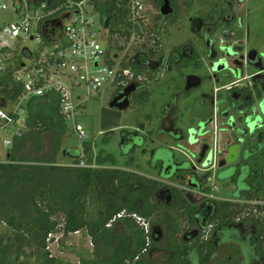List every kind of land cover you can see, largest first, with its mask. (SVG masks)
<instances>
[{
    "label": "flooded vegetation",
    "instance_id": "af4514ba",
    "mask_svg": "<svg viewBox=\"0 0 264 264\" xmlns=\"http://www.w3.org/2000/svg\"><path fill=\"white\" fill-rule=\"evenodd\" d=\"M168 1L173 12L163 16L165 0H156L160 7L156 27L163 35L170 26L182 23L189 38L170 52L159 53L154 61L155 68L162 70L160 81L165 73H176L179 81L169 102L160 107L156 131L138 133L151 144L168 135L176 147L160 146L172 153L156 158L151 149L160 147H146L147 142L137 145L136 130L122 129L115 142L121 156L128 157L127 165H133L130 161L137 153L155 172L157 178L152 180L162 184L155 195L158 205L171 209L176 225L185 222L181 238L179 225L172 238L176 255L177 249L190 248V263L201 264L200 251L206 256L212 249L204 264H229L231 257L222 253L226 245L235 251L233 264H264V129L254 136L247 133L232 164L226 147L229 138L224 134L230 132L238 145L233 137L242 127V110L254 107L259 112L264 104V0ZM234 122L235 130L230 126ZM202 125L206 126L199 133ZM192 128L199 133L193 136V144L189 142ZM99 160L104 165L96 154L93 170L102 171L97 183H111L104 179L110 171L130 172L115 160L110 169L99 167ZM211 183L228 189V197L211 196ZM162 189L172 191L170 204L167 192L159 194ZM113 210L108 206L107 212ZM159 227L160 232L154 234ZM159 227L151 226L155 244L173 233L170 226H166L168 234L165 226Z\"/></svg>",
    "mask_w": 264,
    "mask_h": 264
},
{
    "label": "trees",
    "instance_id": "16d2710c",
    "mask_svg": "<svg viewBox=\"0 0 264 264\" xmlns=\"http://www.w3.org/2000/svg\"><path fill=\"white\" fill-rule=\"evenodd\" d=\"M90 1L105 21L110 44L115 43L114 37L124 38L126 42H129L133 34L136 36L142 34L141 25L138 23V20L142 19H134L132 0ZM152 29L149 33L155 36V48L161 49H149L146 53H139L135 59L126 61L128 62L127 68H130L135 75L136 81L133 83L137 84L138 93L148 84H156L160 81L162 70L155 68L154 61L158 59L159 53L167 52L159 29ZM114 46L118 52L124 51V47L118 44ZM107 53L110 54L109 51ZM146 63H151V67ZM140 77L143 78L142 81L138 80ZM2 79V96L6 97L15 90H21L13 85L11 74ZM122 91L123 89L117 94ZM57 102V96L52 95L51 99L47 97L44 101L33 100L29 103L28 111L32 132L16 137L13 151L10 152L9 164H0V181L7 178L9 183L16 177L29 184L38 177L41 180L39 183H42L37 196L31 200L36 211L31 221L20 220L13 211L9 213L0 211V224H5L14 231L9 235L0 233V264H11L10 253L13 252L15 243H26L31 246L37 264H68L51 257L47 250L49 236L58 232L59 223L55 221L58 213L65 216V236L84 228L90 229L92 233L93 244L96 248L95 257L93 259L82 257L80 264H157L152 260V251L157 248V244L153 242L151 235V242L148 244L144 231L135 221L124 218L108 226L113 218L124 210L138 214L145 219L156 217L162 211L157 223L172 227L173 233L169 235L170 242L164 247V251H167L164 253L167 255L163 254L165 260L161 264H199L190 263V248L177 249V255L175 254L176 248L173 247V243L175 244L176 241L172 238L176 237V218L171 209L156 203L155 195L161 189V183L127 171H110L104 179L110 180L111 183H97L101 170L57 165V156L60 153L63 157L74 160L73 165L77 164L81 158L79 149L72 151L63 148L66 124L59 114ZM108 126L109 123H103L104 128ZM144 128L142 124L136 132L141 133ZM113 132L115 131L108 134L112 135ZM151 133L152 131L149 132ZM135 137L140 147L148 142L145 135L138 133ZM28 145H31L39 155L36 158L37 160L39 158L38 163L27 157L28 155L22 158L18 156ZM91 148L90 143L85 144L86 153H91ZM46 149H48L47 153H44ZM151 150L156 158H161L162 153L170 157L172 153L165 147ZM88 156L92 163L93 156ZM41 161L49 165L42 164ZM130 162L133 163V161ZM22 169L26 170L22 171ZM63 180L68 181L66 193H61L59 185L57 186V183ZM2 188L4 187H0ZM117 198H122V200L119 201ZM109 199H111L110 203H108ZM180 200L185 205L187 204L183 197ZM108 206L111 209L114 207L112 213L107 212ZM117 224H120V227ZM5 242L7 243L4 245ZM17 252L19 255L22 254L20 248ZM211 253L212 249L204 256L203 250L200 251L201 264L209 261ZM193 256L197 261L198 254L195 253Z\"/></svg>",
    "mask_w": 264,
    "mask_h": 264
},
{
    "label": "built area",
    "instance_id": "2783aa9c",
    "mask_svg": "<svg viewBox=\"0 0 264 264\" xmlns=\"http://www.w3.org/2000/svg\"><path fill=\"white\" fill-rule=\"evenodd\" d=\"M9 7L19 19L6 26L1 14ZM143 9V5H133L134 19ZM104 29L105 21L90 0H0V102L3 101L0 103V142L5 147L12 148L14 139L24 135L29 103L56 95L59 114L64 122L72 124L79 141L81 158L72 166L94 168L95 144L79 124L82 109L103 89L113 88V98L136 81L134 73L127 68L129 61L102 46L103 37L109 42ZM24 39L42 41L49 46V51L21 49L19 43ZM8 74L13 77V85L21 90L5 97L2 78ZM12 127L13 139L1 137L2 132ZM86 143H90L91 153H86ZM88 155L93 156V164ZM6 161H9L8 154ZM124 218L136 222L149 244L151 226L138 214L124 210L108 226Z\"/></svg>",
    "mask_w": 264,
    "mask_h": 264
},
{
    "label": "rangeland",
    "instance_id": "374dc122",
    "mask_svg": "<svg viewBox=\"0 0 264 264\" xmlns=\"http://www.w3.org/2000/svg\"><path fill=\"white\" fill-rule=\"evenodd\" d=\"M135 4H140L144 7L143 11H141L139 16H137V19H142L138 20L139 25H141L142 34L138 36L133 34L129 42H126L124 38L114 37L115 43L113 42V44H118L119 46L124 47V51L122 52H118L115 46L108 42L106 37H103L101 42L102 46L110 50L112 53L118 52L120 57H124L125 61L135 59L139 53H146L149 49H161L158 47L155 48V36L149 33V30L152 29V27L153 29H158L156 27V22L160 11L159 4L156 0H132V5ZM18 19L19 18H17L13 13V9L11 7H9L8 11L1 14V20L5 22L6 26L15 23ZM133 21L135 20L133 19ZM183 28L182 23L176 24L170 26L167 29V32L161 35L165 49L168 52L188 40L189 36ZM104 30L107 32L106 28ZM19 47L21 49L29 48L33 52L40 51L41 49H45L46 52L49 51V46L44 45L42 41L37 42L24 39L19 43ZM178 81L179 77L176 73H165L159 83L148 84L144 87V89L140 90L139 95L133 94L131 96V107L124 112H119L109 108L112 95L114 94L113 88H105L99 94L94 95L89 99L82 109L79 124L82 125L91 135L95 144V153L104 160V162L101 160L104 165H101L99 160V167L101 166L102 168L110 169L112 167L111 165L114 164L112 160H115L119 167L134 174H138L149 179L157 178L155 172L152 171L146 163H144L137 153L134 155L133 165H127L126 162L128 161V157L121 156L115 142L117 138L116 135L119 134L122 129L136 130L137 128H140L142 124L145 127L143 130L144 134L148 131H156L157 114L160 111V107L169 102V97L174 91V86L178 83ZM2 102L3 101L0 103ZM187 114V111H184V115ZM104 122L109 123V126L107 127L108 129L103 127ZM0 124H2V122H0ZM65 124L66 135L63 139V148H67L72 151L79 149V141L76 134L73 132L72 124L69 122H65ZM112 131H115L112 135L108 134ZM14 132L15 130L13 127L9 128L5 132L1 133V137L6 136L13 139ZM160 146L176 147L175 143L168 135L161 136L153 144L150 142H147L146 144V147L150 148ZM10 149L11 148L5 147L2 142H0V164H9V161H6V158ZM47 150L48 149L43 152L47 153ZM37 155L38 154L34 151V148L31 145H28L18 156L20 158L26 156L30 157L31 160L38 163L39 158L38 160L36 159ZM164 156V153H162L161 158ZM73 161L74 160L70 158L63 157L62 153H60L57 156L56 163L57 165H70L73 164ZM40 163L49 165V163L46 164L43 161ZM23 170L26 169H22V171ZM30 170L32 171V169ZM7 181V178L1 179L0 181V187H4L0 189V211L4 213L13 211L17 214L20 220L31 221L36 214L31 200L37 196L39 186L42 184L39 183L41 180L37 177L32 183L26 184L19 178L15 177L14 179H11V182L9 183ZM67 182V180H63L61 183H57L61 193L67 192ZM164 184L168 185L169 183ZM210 190L211 196L216 198L218 197L221 200L227 198L229 195L228 189L220 186L218 183H211ZM117 200L121 201L122 198H117ZM161 213L162 211L156 217L147 219L146 222H148L150 226H160V224L157 223V220ZM256 214L258 215V213ZM55 221L59 223L57 229L58 232L49 236V240L51 241H48L47 249L51 257L68 264H80L82 257H86L88 259H93L95 257L96 248L93 244V237L90 229L84 228L65 236V216L58 213L55 217ZM117 225L120 227V224ZM177 225H179L177 236L180 239L185 231L184 227L186 224L185 222L183 223V221H179ZM163 228L164 233L166 232L168 234L166 226ZM0 233L9 235L14 233V231L5 224H0ZM169 240V236H167L159 242L157 244V248L152 251V260L155 263L161 264L165 260L163 257L164 249L162 248L166 243L170 242ZM98 242L100 243V239H98ZM6 243L7 242H5L4 245ZM14 246L13 252L11 251L10 253L11 264H37L36 256L34 255V250L31 246H28L26 243H15ZM19 248L22 252L21 255L17 252L19 251ZM222 253L225 254V256L231 257L228 261L229 264H233L237 261L235 251L230 246L224 245Z\"/></svg>",
    "mask_w": 264,
    "mask_h": 264
},
{
    "label": "water",
    "instance_id": "95a60500",
    "mask_svg": "<svg viewBox=\"0 0 264 264\" xmlns=\"http://www.w3.org/2000/svg\"><path fill=\"white\" fill-rule=\"evenodd\" d=\"M173 10L170 7V3L168 0H165L164 6L161 8V14L163 16H169L172 14ZM138 90V87L136 84H131L129 87L124 89L122 92L116 94L112 100L110 101L109 108L112 110H117L119 112L127 111L131 107L130 97L135 94ZM242 116V127L240 129H236L235 137H233L234 142H237L238 145L234 144L233 141L230 139V132L225 130L224 134L227 135L229 140L226 142L227 150L229 151V157L231 159L229 160V163H235L237 161V157L239 154V151L241 149L242 144L245 142V137L248 136V134H251V136H254L257 132H262L264 129V104L262 103L260 106V111L258 112L257 109L254 107L242 110L241 112ZM206 125H202L199 133H202L204 130V127ZM232 129L235 130L236 123L230 125ZM196 129L192 128L189 130L190 136L192 138L190 139V143L193 144L195 142V139L193 136H197L199 134ZM248 133V134H247ZM240 138V139H238ZM236 140V141H235ZM234 144V145H233ZM180 148L184 149V146H179ZM204 151V150H203ZM168 193V202L167 204H170L172 201V191L169 189H162L159 194ZM160 232V228L154 229V234H158Z\"/></svg>",
    "mask_w": 264,
    "mask_h": 264
},
{
    "label": "crops",
    "instance_id": "0c3cea01",
    "mask_svg": "<svg viewBox=\"0 0 264 264\" xmlns=\"http://www.w3.org/2000/svg\"><path fill=\"white\" fill-rule=\"evenodd\" d=\"M30 117V115L28 116V120H29V123L27 124V128L25 129V132H24V135H26V134H29V133H31L32 132V129L30 128V126H32V124H31V119L29 118ZM16 139V138H15ZM15 139H14V144H15ZM14 144H13V146H14ZM13 146H12V148L9 150V152H8V155L10 156V152L11 151H13ZM66 158V157H65ZM71 159V158H70ZM92 164H93V161H92ZM73 164H70V165H59V166H72Z\"/></svg>",
    "mask_w": 264,
    "mask_h": 264
}]
</instances>
